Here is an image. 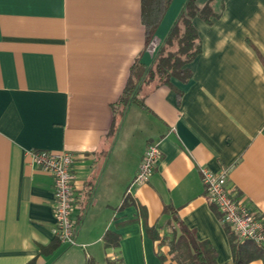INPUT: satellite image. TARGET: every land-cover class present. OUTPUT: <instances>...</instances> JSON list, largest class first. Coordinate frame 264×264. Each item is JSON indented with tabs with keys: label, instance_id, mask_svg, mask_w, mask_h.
I'll use <instances>...</instances> for the list:
<instances>
[{
	"label": "crops",
	"instance_id": "crops-1",
	"mask_svg": "<svg viewBox=\"0 0 264 264\" xmlns=\"http://www.w3.org/2000/svg\"><path fill=\"white\" fill-rule=\"evenodd\" d=\"M184 2L171 1L146 43L140 0H0V264H175L160 242L164 206L232 264L231 230L199 168L227 169L232 196L264 215V0H224L211 23L195 16L202 48L187 82L113 111ZM148 143L159 159L131 185ZM31 148L73 155V246L55 240L53 178L29 163ZM106 231L117 247L105 248Z\"/></svg>",
	"mask_w": 264,
	"mask_h": 264
},
{
	"label": "trees",
	"instance_id": "trees-1",
	"mask_svg": "<svg viewBox=\"0 0 264 264\" xmlns=\"http://www.w3.org/2000/svg\"><path fill=\"white\" fill-rule=\"evenodd\" d=\"M172 0H140L141 22L145 30L146 43L153 38L155 31L170 7ZM197 0H185L181 10L169 27L165 37L160 42L151 65H144L135 61L130 69L126 84L113 105L114 113L122 112L130 102L143 106L144 96L155 88L167 85L173 87L171 78L187 82L191 71L187 65L201 52V40L192 19L196 16L207 23L212 18H218L224 8V0H206L203 7L196 5ZM178 91V90H177ZM179 92V91H178ZM124 205V204H123ZM163 213L167 214L163 227L169 235L160 239L169 247L171 260L175 264H218L214 248L205 240H198L177 216V212L164 206ZM78 219H76L77 221ZM104 246L117 247L119 236L106 231L103 234ZM232 264H246L253 260L264 262V245H258L250 240H240L234 232L228 231ZM153 239H159L154 233ZM58 241L57 239H55ZM161 260L164 257L159 255ZM105 264H122L120 258L106 256ZM85 264H100L94 258H88Z\"/></svg>",
	"mask_w": 264,
	"mask_h": 264
},
{
	"label": "built area",
	"instance_id": "built-area-1",
	"mask_svg": "<svg viewBox=\"0 0 264 264\" xmlns=\"http://www.w3.org/2000/svg\"><path fill=\"white\" fill-rule=\"evenodd\" d=\"M29 163L53 178V234L59 243L76 244V219L73 217L75 198V174L73 155L65 150L53 151L31 148L26 150ZM160 151L156 143H148L139 168L131 185L142 184L150 177L159 159ZM205 187V198L218 210L221 222L227 224L240 240H250L264 245V215L249 208L241 199L229 191L228 170L213 172L205 167L199 168Z\"/></svg>",
	"mask_w": 264,
	"mask_h": 264
},
{
	"label": "rangeland",
	"instance_id": "rangeland-1",
	"mask_svg": "<svg viewBox=\"0 0 264 264\" xmlns=\"http://www.w3.org/2000/svg\"><path fill=\"white\" fill-rule=\"evenodd\" d=\"M102 264H105V262L103 261Z\"/></svg>",
	"mask_w": 264,
	"mask_h": 264
}]
</instances>
